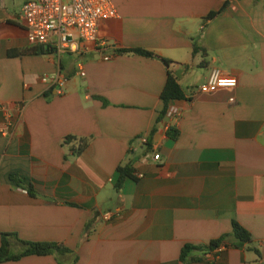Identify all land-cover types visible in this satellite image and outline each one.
Returning a JSON list of instances; mask_svg holds the SVG:
<instances>
[{
  "label": "crops",
  "instance_id": "obj_1",
  "mask_svg": "<svg viewBox=\"0 0 264 264\" xmlns=\"http://www.w3.org/2000/svg\"><path fill=\"white\" fill-rule=\"evenodd\" d=\"M24 2L0 0V105L15 122L0 137V243L13 234L16 254L20 241L71 253L0 264H264V0H113L97 42L52 55L32 52ZM213 68L238 87L198 92ZM169 76L181 116L158 123ZM68 137L85 142L81 154ZM126 166L134 178L118 188ZM235 222L250 244L236 247ZM223 236L222 252L181 260Z\"/></svg>",
  "mask_w": 264,
  "mask_h": 264
},
{
  "label": "built area",
  "instance_id": "obj_2",
  "mask_svg": "<svg viewBox=\"0 0 264 264\" xmlns=\"http://www.w3.org/2000/svg\"><path fill=\"white\" fill-rule=\"evenodd\" d=\"M117 16L113 0H25L22 9L30 46H43L56 53L75 51L79 41L97 42L101 24ZM43 81L52 87H62L65 83V79L60 76H44ZM237 87L236 78L225 76L220 69L213 68L207 81L199 86L198 92L211 94ZM235 101V98L231 99V102ZM180 116L181 111L170 106L167 117L179 119ZM0 117V137L10 138L15 128L13 116L5 106L0 105ZM160 158V154L154 156L156 161ZM23 192L28 193L26 190ZM112 217V214L105 215L107 220ZM222 250L220 247L214 253Z\"/></svg>",
  "mask_w": 264,
  "mask_h": 264
},
{
  "label": "trees",
  "instance_id": "obj_3",
  "mask_svg": "<svg viewBox=\"0 0 264 264\" xmlns=\"http://www.w3.org/2000/svg\"><path fill=\"white\" fill-rule=\"evenodd\" d=\"M226 8H227V4L224 5L221 11L211 13L208 16V20H213L214 18L219 16L221 13H223V11ZM32 49H33L32 52L36 55H52L55 53V51L50 50L49 48L43 46ZM200 51H203V53L205 54V50L203 48L195 45L194 53H198ZM120 52L125 54L134 53L148 58L154 57V54L144 50H123ZM161 98L164 107L163 110L161 111L160 117L158 119V123L168 115L170 105L174 100H180L185 98V93L183 89L179 85L178 81L172 76H169ZM155 131L156 129L154 128L152 130V134L155 133ZM167 135L168 137H170V139L177 140L180 133L175 128H169ZM65 144L67 145L76 144V146H74L72 150V155L74 156L81 154L85 149V142L83 140H76L75 138L72 137H68L67 140L65 141ZM134 173L135 171L131 166L120 167L118 169L119 180L117 187L121 188L126 179L134 178ZM10 178L19 188L27 190V192L31 196L33 197L38 196V193L34 190L33 186L24 185V182L20 179V177L17 174H11ZM232 236L238 241V243L235 244L236 247H243L252 242L251 234L236 222L233 224ZM13 237H15V235L13 234L2 235L1 243H0V263L19 261L22 258L28 256H47V255H56V254L66 255L71 253L70 249L65 248L57 243H33V242L20 241L24 245L25 250L19 254H16L12 252ZM228 240H229V236H223L220 239L213 241L207 247H197L191 245L185 246L182 252L181 260L183 262H187V261L196 262L201 258L192 256L194 252H199L202 254L214 252L216 249L220 248L221 246H227Z\"/></svg>",
  "mask_w": 264,
  "mask_h": 264
}]
</instances>
